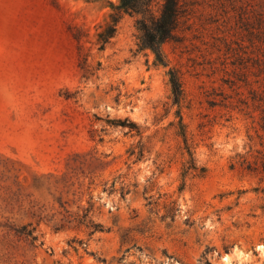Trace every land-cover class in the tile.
<instances>
[{
	"label": "rangeland",
	"instance_id": "374dc122",
	"mask_svg": "<svg viewBox=\"0 0 264 264\" xmlns=\"http://www.w3.org/2000/svg\"><path fill=\"white\" fill-rule=\"evenodd\" d=\"M184 2L0 0V264H264V0Z\"/></svg>",
	"mask_w": 264,
	"mask_h": 264
},
{
	"label": "trees",
	"instance_id": "16d2710c",
	"mask_svg": "<svg viewBox=\"0 0 264 264\" xmlns=\"http://www.w3.org/2000/svg\"><path fill=\"white\" fill-rule=\"evenodd\" d=\"M156 0H118L113 8L110 20L97 34V44L103 50L116 33V25L123 14L139 16L136 22L139 32V48L152 50L157 60L163 63L161 46L164 44H177L181 41L177 31L185 17L184 0H163L158 14L152 13ZM77 41L80 38H76ZM171 88L172 102L178 105L183 99L182 79L178 70L170 68L167 72ZM91 207V206H90ZM89 211V210H88Z\"/></svg>",
	"mask_w": 264,
	"mask_h": 264
}]
</instances>
